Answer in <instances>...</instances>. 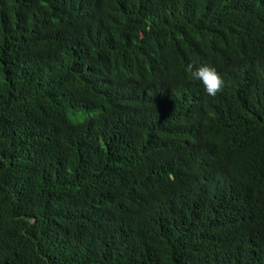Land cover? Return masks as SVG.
Listing matches in <instances>:
<instances>
[{"label": "trees", "instance_id": "16d2710c", "mask_svg": "<svg viewBox=\"0 0 264 264\" xmlns=\"http://www.w3.org/2000/svg\"><path fill=\"white\" fill-rule=\"evenodd\" d=\"M0 264H264V0H0Z\"/></svg>", "mask_w": 264, "mask_h": 264}, {"label": "clouds", "instance_id": "9594fccd", "mask_svg": "<svg viewBox=\"0 0 264 264\" xmlns=\"http://www.w3.org/2000/svg\"><path fill=\"white\" fill-rule=\"evenodd\" d=\"M56 4L50 7L51 11L55 10ZM56 16L60 18L61 14L57 13ZM225 32H227L226 39L234 38L235 44L229 50L222 52L220 38ZM203 33L206 35V38L200 40ZM203 33L193 31V26L186 29L180 37L179 52L186 61L195 58H199L202 61L197 66L191 64L188 66V70L191 71L192 76L186 77V81L200 84L207 96L215 98L222 95L226 88V80H224V77L218 71L217 64L219 61L245 50L249 42V35L241 26L231 23L227 19L220 20L213 30ZM219 44L220 46H217ZM195 46L201 47L197 53L192 52V48ZM149 59L157 69L164 71L162 64L158 60L151 57ZM205 153L206 148H204L200 160H202V156ZM142 198L148 199L155 212L162 217L167 218L173 211L172 204L165 199L161 192H147L142 194Z\"/></svg>", "mask_w": 264, "mask_h": 264}]
</instances>
